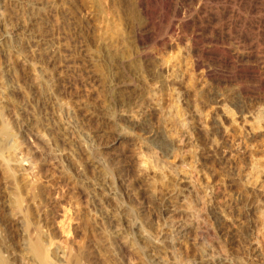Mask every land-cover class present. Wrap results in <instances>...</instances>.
<instances>
[{"label":"rangeland","instance_id":"1","mask_svg":"<svg viewBox=\"0 0 264 264\" xmlns=\"http://www.w3.org/2000/svg\"><path fill=\"white\" fill-rule=\"evenodd\" d=\"M168 3L0 0V131L60 262L264 264V0Z\"/></svg>","mask_w":264,"mask_h":264},{"label":"bare ground","instance_id":"2","mask_svg":"<svg viewBox=\"0 0 264 264\" xmlns=\"http://www.w3.org/2000/svg\"><path fill=\"white\" fill-rule=\"evenodd\" d=\"M154 1H157V0H136L140 10L147 17H151L153 14L154 10H152V4H154ZM161 1L164 5L163 6L164 8H169L168 2L171 0H161ZM175 12L178 14L179 10L176 9ZM198 64L200 65V63H198ZM206 72L208 74V73H210V70L208 71V69H207ZM44 80H45V78H44ZM0 135H1V137H0V164H2V166L4 167V174L3 173L2 174L5 176V179H6V181H5L6 182V190H5L6 192H5V196H4V203H5V206L8 210L7 218L9 220H12L13 222H15L22 229V233H23L22 234L23 239H22L20 251L15 256L9 255L8 251H6V249H4L6 247H4V245L2 244V240L0 238V264H81V258L79 255H71L69 258H67V260L65 262L64 261L60 262V260L58 259V252L53 249V246L55 244L53 237L50 235L47 238L42 233L43 229H42V231L40 229V226H39L40 223L38 225L36 222H34V214H33L32 209L30 207V201H33V202L42 201L45 193L43 194V192H44L43 188L39 184L31 185L28 181L25 180V178L20 179L16 175L17 171H16L15 167H17V166H15L14 163L18 162L17 151L20 149L17 145L18 143L15 142V139H14L15 135H13V132H11L5 125H3V127L0 131ZM42 205H43V203H42ZM3 208H4V206H3ZM118 224H121V225H119L120 227L122 226L121 222H118ZM118 224H117V226H118ZM125 227H127V226H125ZM179 229H181V228H179ZM4 240H6V239H4ZM132 244L134 245L133 242H132ZM5 245L7 246V244H5Z\"/></svg>","mask_w":264,"mask_h":264}]
</instances>
